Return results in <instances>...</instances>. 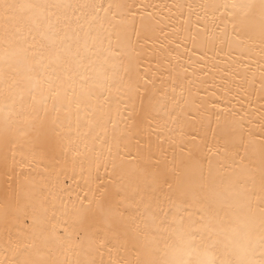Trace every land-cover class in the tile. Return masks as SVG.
<instances>
[{"label": "snow or ice", "instance_id": "1", "mask_svg": "<svg viewBox=\"0 0 264 264\" xmlns=\"http://www.w3.org/2000/svg\"><path fill=\"white\" fill-rule=\"evenodd\" d=\"M156 7L0 0V264H264V0Z\"/></svg>", "mask_w": 264, "mask_h": 264}, {"label": "bare ground", "instance_id": "2", "mask_svg": "<svg viewBox=\"0 0 264 264\" xmlns=\"http://www.w3.org/2000/svg\"><path fill=\"white\" fill-rule=\"evenodd\" d=\"M137 3H141V4H148V5H155L157 6L155 9V12H157L159 14L160 17L164 18V22L167 23V17L171 15V13L168 12L167 8H160L159 5H172L176 2H178V0H136ZM179 2H185V0H179ZM188 2H195V0H188ZM148 11H153L152 7H149ZM5 26V20L3 18V15L0 14V33L3 32V28ZM227 51V49L225 50ZM221 59H228L227 56H223L221 57ZM245 107H247V101L243 100L241 101ZM240 105L238 104L237 107H239Z\"/></svg>", "mask_w": 264, "mask_h": 264}]
</instances>
